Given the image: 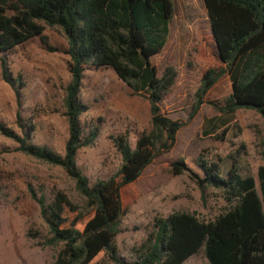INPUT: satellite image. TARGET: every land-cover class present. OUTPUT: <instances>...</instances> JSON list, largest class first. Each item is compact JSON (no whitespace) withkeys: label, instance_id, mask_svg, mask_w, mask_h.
<instances>
[{"label":"trees","instance_id":"trees-1","mask_svg":"<svg viewBox=\"0 0 264 264\" xmlns=\"http://www.w3.org/2000/svg\"><path fill=\"white\" fill-rule=\"evenodd\" d=\"M202 2L219 66L202 73L187 121L224 75L231 93L211 102L223 117L208 119L203 128L223 127L239 109L253 110L264 121V0ZM173 15L172 0H0V54L41 37L42 24L61 29L68 44L63 155L32 144L26 131L20 136L0 124V134L16 144V151L62 168L84 202L82 210L63 192L50 202L31 192L50 234L47 244L60 245L53 264H99L104 259L113 264H182L201 250L208 264H264V165L258 167L256 180L241 176L233 166L223 176L217 165L187 158L172 163V173L188 172L201 191H222L226 207L210 221L185 212L156 217L152 231L130 250L132 262L119 257L115 245L119 224L137 195L127 189L154 159L174 147L177 132L186 125L160 109L163 95L174 85V69L165 68L159 77L152 64L168 43ZM0 62L3 80L12 85L6 61ZM87 68H110L133 93L146 98L151 119L150 132L142 134L133 148L125 136L112 137L122 164L114 176L93 185L76 166L78 152L98 138V128L81 121L88 111L79 100Z\"/></svg>","mask_w":264,"mask_h":264},{"label":"rangeland","instance_id":"rangeland-1","mask_svg":"<svg viewBox=\"0 0 264 264\" xmlns=\"http://www.w3.org/2000/svg\"><path fill=\"white\" fill-rule=\"evenodd\" d=\"M172 3L169 40L152 64L159 77L165 68L174 69V85L163 95L160 109L168 118L186 121V125L177 132L174 147L154 159L127 189L137 195L121 218L115 238L119 257L127 263L133 260L130 250L152 231L156 217L185 212L210 221L226 207L222 191L199 190L188 172L174 175L172 163L200 159L217 165L223 176L233 166L241 176L256 180L258 167L264 165V121L255 111L239 109L223 127L203 128L208 119L223 117L211 102L231 93L226 75L212 86L197 114L187 121L202 73L219 63L202 0ZM42 25L41 37L0 54L14 79L12 85L6 83L0 67V124L20 136L26 131L32 144L63 155L67 139L63 99L70 80L68 44L61 29ZM79 100L88 107L82 123L98 128V138L76 156V166L93 185L114 176L122 164L112 137L125 136L133 148L142 134L150 132L149 104L110 68L85 70ZM15 148L11 139L0 134V264H53L60 245L47 244L50 234L31 192L43 195L46 202L63 192L82 210L84 202L62 168L32 159ZM99 264L113 263L104 259ZM182 264L208 263L201 250Z\"/></svg>","mask_w":264,"mask_h":264}]
</instances>
